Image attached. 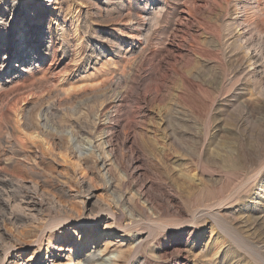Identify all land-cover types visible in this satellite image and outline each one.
<instances>
[{"label": "rangeland", "instance_id": "obj_1", "mask_svg": "<svg viewBox=\"0 0 264 264\" xmlns=\"http://www.w3.org/2000/svg\"><path fill=\"white\" fill-rule=\"evenodd\" d=\"M155 1L10 2L0 16V155L10 149L7 142L22 148L25 140L23 152L39 147L38 170L48 186L76 175L92 187L87 205L103 199L115 206L108 174L99 166L88 170L78 158L92 157L103 143L106 152L115 148L113 174L130 175L133 193L154 185L150 195L169 201L163 213L143 200L148 220L123 238L119 231L106 236L107 215L76 237V226L65 225L59 233L68 242L56 245L60 264H114L117 251H132L139 241L144 246L129 264H264V60L259 52L258 63L249 65L228 31L240 0ZM252 14L248 21L263 39L264 16ZM40 18L44 47L31 36ZM154 66L157 79L150 77ZM119 77L124 85L112 94ZM54 106L84 117L86 127L106 109L97 144L60 129ZM55 136L61 143L52 144ZM122 151L124 167L117 170ZM76 191L72 206L89 214L79 202L85 194ZM105 249L110 253L92 263ZM51 251L45 241L38 258L37 247L23 257L37 263Z\"/></svg>", "mask_w": 264, "mask_h": 264}, {"label": "bare ground", "instance_id": "obj_2", "mask_svg": "<svg viewBox=\"0 0 264 264\" xmlns=\"http://www.w3.org/2000/svg\"><path fill=\"white\" fill-rule=\"evenodd\" d=\"M147 1H151L154 5L158 4L155 0ZM14 2L15 0H1L0 16L5 14L7 12V9L12 6L9 5V3L13 4ZM22 2H24V0H22ZM26 3L27 2H25V4ZM26 5H28V3ZM236 6L238 11L231 23L229 25L227 24L228 31L237 35L238 46L244 51L247 61L248 63H250L249 65L253 66L258 63L259 57L257 54L259 52L260 56L264 60V38L262 39V35L260 36L259 34L258 25L256 24L254 26V22L252 23V25L251 23H249L248 16L253 12L255 16L257 15V17L259 16L261 18L262 16H264V6L260 2V0H240V2H237ZM154 21H157V19L154 18ZM45 34L46 32L43 24V18H40L38 23H36V26L33 27L31 35L35 39V44L38 47H40V45L42 47L46 46V41L44 40ZM38 35H40L39 39L37 37ZM141 61H144V59ZM172 68L174 70L176 69L174 67ZM152 73L153 74L150 75L152 79H157V76L160 75L157 73L156 67L154 68ZM137 79L139 78L133 79L134 84V81H136ZM123 81L124 78H120L117 81L116 88L112 94H116V90H119L121 88V85H124ZM126 85H128V83ZM133 85L131 86L133 87ZM153 86L155 87V85ZM125 87L127 88V86ZM154 87L153 89H155ZM155 91L158 92L160 91V89L158 90V88H156ZM107 93L108 92L105 91L104 97L108 95ZM97 99L99 98H96V100ZM122 100L124 99L122 98ZM53 110H55V106L53 107ZM105 110L106 109H100L98 111L93 127H86L85 118L83 116L82 119L81 116L72 115L65 110L63 111L62 109L56 108L55 114L56 118L58 119L56 120L57 125L60 129H68L69 131H71V135L76 138H78L79 136H86L88 140L90 139V142L94 143L95 145L98 142V136H96L98 129H100L101 126L106 123L103 119L107 117ZM25 120L26 127L33 128L29 121V118L26 117ZM124 135L125 136H123V141L126 143L129 138L128 132H125ZM51 140L52 144L61 143L60 136L52 137ZM24 141L21 142V144H23L22 148H19L14 142H7L10 149H7L8 151H5L0 155V264H34L35 262L29 263V261L24 259L23 256H25V251L31 247H37L38 252H34L33 257L38 258L39 255H42V247L45 241H48L49 247L52 246L51 255L45 258H40L35 264H60L58 262L59 254L56 253V245L59 241L62 240L63 244L68 242L67 233L63 236L59 233L60 230L65 228V225L68 227L74 226V228L76 226V231L72 234V236L74 235L76 237V232H79V229L81 227L83 229H87L85 228V226L97 222L100 216L107 215L108 218L106 219V222L104 224L105 231L108 234L106 236H113L116 234V231H119L121 235H119L118 237L123 238L125 236L127 237L132 229L141 226L144 227L145 221L148 220L149 212L148 208L142 202L143 200L149 203L151 209L156 208L161 210V212L163 213H166L168 210L167 204L169 203V201L150 195L151 191H149V188L154 185H150V187L148 188L146 186H143L140 192L136 194L130 190V175H127V177H117L113 174V155L111 157V154H113V151L115 149L113 147H111L112 153H109L104 150V144L99 143L98 145H95L92 150L93 158L91 156H84L82 153H80L78 156L80 163H82L83 165L85 164V168H87L88 170L92 171L94 168H96V166H99L101 171H105V174H108L110 180L107 181V189L111 190L112 194L116 198L115 206H113V204L110 202L104 201L103 199H97L95 201V206L90 207L89 205H87V201L84 199H88L89 196H91L90 193L92 187L90 185H87L88 183L85 181V179L81 180V178H77L76 175H70L65 176V178L59 179L56 186H52L51 184V186H48L47 182L44 180L42 173L38 170L40 169L38 162V158L40 155L39 147L35 146L34 152L29 151V154L25 153L23 151H25L24 148L27 146V143H25ZM34 145L38 144L36 143ZM122 146L126 148L125 144H123ZM124 148L123 151L125 150ZM123 151L120 153L121 155L119 158V163L116 166L117 170L122 166L124 167V158L126 157V154ZM21 161L25 162V164H23ZM22 166L27 169L26 175H24L22 171H20L19 173L17 172L19 169H22ZM26 178L30 179L26 180ZM74 188H77L76 192L78 194H85L83 198H80L79 202L84 210L90 211L89 214L85 215V213L80 212L72 206L71 198H75V196H73L71 192H73ZM94 208H100L102 212L96 213ZM195 217L198 220L197 216ZM191 223L197 224L196 221H193ZM33 224H36L37 227H33ZM7 226L12 227L14 232L10 231ZM19 237H21V239ZM52 242H54V245ZM143 246V242L139 241L136 245H133L132 251H117L118 256L116 260H114V264H120L122 262L124 264H129L131 259L143 248ZM84 247V243H81L80 254L82 255L84 254L82 253ZM19 250L24 251V253L22 255H18ZM99 252V254L94 255V257L92 258V263L103 259L101 255H104L105 253V255H107L110 253L107 249ZM89 258L90 257H86V260ZM78 264H82V262L79 260Z\"/></svg>", "mask_w": 264, "mask_h": 264}]
</instances>
